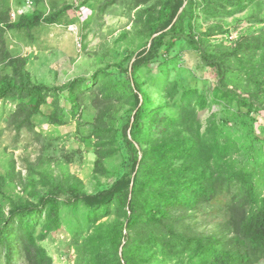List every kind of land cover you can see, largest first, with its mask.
I'll return each mask as SVG.
<instances>
[{"label":"trees","instance_id":"trees-1","mask_svg":"<svg viewBox=\"0 0 264 264\" xmlns=\"http://www.w3.org/2000/svg\"><path fill=\"white\" fill-rule=\"evenodd\" d=\"M45 6L13 21L12 0H0V101L16 104L9 126L19 135L35 132L37 118L64 126L93 106L85 142L96 155L95 176H110L113 158L122 163L117 180L96 193L37 164L39 181L18 174L30 192L17 198L6 192L15 182L11 162L0 176V264H54L43 243L62 230L63 208L79 205L87 214L86 233L79 219L74 232L76 264H264V28L230 46L213 42L226 34L227 16L257 7L251 24H264V0H108L106 8L129 15L139 9L134 29L144 43L90 77L56 85L34 82L28 57L6 44L8 31L28 37L75 22L71 6ZM202 18L220 24L203 32ZM186 45L216 74L210 93L170 78L168 57ZM217 105L223 110L203 122L200 113ZM115 108L123 113L118 127ZM202 215L214 221L213 233L196 230Z\"/></svg>","mask_w":264,"mask_h":264},{"label":"rangeland","instance_id":"rangeland-1","mask_svg":"<svg viewBox=\"0 0 264 264\" xmlns=\"http://www.w3.org/2000/svg\"><path fill=\"white\" fill-rule=\"evenodd\" d=\"M28 1L12 0L13 11L20 16V10L34 12L36 9H44L45 5L48 12L53 5L57 8L71 6L68 16L75 21L70 25L63 23L43 26L39 31H35L33 36L28 37L23 33L8 31V49L16 56L28 57L26 68L36 83L56 85L65 84L80 76L90 77L107 64L118 63L127 54L128 48L134 51L135 47L145 41L136 35L134 29V19L139 9L133 10L129 15L121 6L106 8L108 0H48V4H38L35 0H30L33 1L30 6ZM259 11L261 10L255 7L235 16L225 17L221 23L226 34L214 36L213 42L230 46L251 28L253 33L264 28V24H251ZM261 14L263 15V12ZM198 23L203 32L211 25L220 24L217 20L206 22L203 18L199 19ZM182 50L175 48L168 57L172 61L169 66L170 78L184 86L194 82L201 90L210 93L216 83V74L205 67L198 52L190 46L186 45ZM163 62H158L152 67L155 72L153 77H159L158 65ZM15 107L14 102L0 101V176L8 173L11 162L16 163V172L13 177H9L10 182H15L6 189L7 194L12 195L10 197H29L30 191L25 192L18 174L22 173V180L26 183L29 175L39 181L40 168L37 169V164L44 165L46 169L48 164H51L56 174L76 176L83 181L89 193L108 188L117 180L116 172L122 163V156L109 161L108 167L113 171L110 176H95L96 155L94 149L89 148L85 142L88 133L86 124L94 122L96 117V109L93 106L82 107L79 116H69L64 126H52L45 118H37L35 132H23L21 135L9 126ZM222 110L223 108L217 105L212 111H202L200 118L204 122L212 112L220 113ZM112 113V123L118 127L120 115L123 113L120 108L112 109ZM263 115L264 113L261 117ZM86 214L87 210L83 205H79L77 211L63 208L62 230L53 233L43 243L52 255L54 264H76L78 255L74 245V232L79 228V219L83 234L86 233ZM195 228L201 233L211 234L215 231V223L202 215L196 219ZM15 264L22 263L17 261Z\"/></svg>","mask_w":264,"mask_h":264},{"label":"built area","instance_id":"built-area-1","mask_svg":"<svg viewBox=\"0 0 264 264\" xmlns=\"http://www.w3.org/2000/svg\"><path fill=\"white\" fill-rule=\"evenodd\" d=\"M76 1H78V0H76ZM27 4H28L29 6H30V5H33V1H30V0H29ZM23 12H26V11H21V10H20V14L23 13ZM11 15H12V19H13V21H16V20H17V17H19V15H18L15 11H13V10H12V14H11Z\"/></svg>","mask_w":264,"mask_h":264},{"label":"water","instance_id":"water-1","mask_svg":"<svg viewBox=\"0 0 264 264\" xmlns=\"http://www.w3.org/2000/svg\"><path fill=\"white\" fill-rule=\"evenodd\" d=\"M182 12V11H181Z\"/></svg>","mask_w":264,"mask_h":264}]
</instances>
